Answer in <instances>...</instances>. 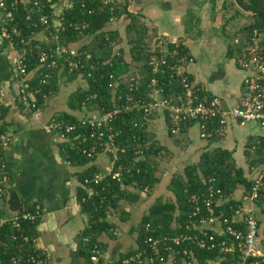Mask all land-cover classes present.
<instances>
[{
	"label": "built area",
	"instance_id": "built-area-1",
	"mask_svg": "<svg viewBox=\"0 0 264 264\" xmlns=\"http://www.w3.org/2000/svg\"><path fill=\"white\" fill-rule=\"evenodd\" d=\"M44 0H0V35L12 46L23 49L15 63V71L20 82L19 97L23 104L35 109V94L30 88V80L25 66L24 50L32 53V41L35 32L32 31L28 38L22 35V26L17 19L20 8L23 7L28 23L26 29L40 28L46 44L34 43L38 64L43 66L50 63L54 67L60 60L66 64L67 73L83 70L84 63L81 54L75 49L67 50L59 43V33L63 30L62 10L65 5L55 2L50 5L51 16L40 14L36 19L32 12H40L44 8ZM49 2L50 0H45ZM92 10L88 11L91 14ZM74 30L81 32L87 25L71 24ZM232 45L237 52L236 66L244 72L241 93L237 101L227 110L223 109L221 101L208 95L205 89L191 80L186 68L193 62L192 57L185 50V45L173 40H155L143 55L142 63L132 62L131 70L124 76L112 79L111 108H95L92 115L82 116L73 122L61 118L54 119L42 125V131L48 135H56L63 144L74 148L87 159L93 160L97 155L104 154L109 158L110 164L103 171H98L91 178H85L83 186L89 196L96 195L94 187L99 186L109 178L121 183L122 174L131 176V167L116 164L117 153H124L127 147L117 143L121 128H116L115 123H120V116L125 114H139L138 119L130 121V126L138 132L146 129L156 114H161L166 123L169 136L175 138L181 134L184 124L192 122L198 128L199 138L206 140L212 132L216 137L226 134L227 120L233 119L242 123H256L264 129V33L253 29L245 33L242 40L234 39ZM113 50L110 59L103 64H110V60L120 57L117 46L112 43ZM89 55L84 60L88 61ZM97 62L89 65V70H94ZM38 75L36 74L35 77ZM78 76L82 77L81 74ZM87 77L91 73L87 72ZM50 75L45 74L39 81L41 85L47 84ZM37 92V91H36ZM27 98L30 99L29 103ZM91 96L90 99H95ZM87 101L81 102L82 108L87 106ZM135 161L146 159L145 150L150 147L149 139L143 140L140 135L130 137ZM11 138L6 133L0 134V201L5 196L6 186L9 181V172L4 157ZM243 151L250 156L259 151L264 156V137H259ZM156 159L160 158L157 154ZM140 172V168L136 169ZM251 186L238 199L235 207L228 205L230 215L225 213L224 206L228 199L223 196L212 183L207 180L204 194L190 197L192 208L187 214L188 222L183 228L177 230L174 225L173 236L163 235L158 237L146 236L144 248L125 257L120 264H176L181 257L180 264H198L194 249L207 250L216 253V258L207 260L205 264H259L264 261V237L260 236L259 225L256 217L257 201L264 192V164L258 168H251ZM145 191V190H144ZM41 215L39 211L31 213L22 206L16 216L5 217L0 215V227L4 224L15 228V235L9 240L15 242L19 254L10 257L11 264H48V256L35 248V239L24 233L22 223H34ZM149 230V225L145 226ZM179 231V232H178ZM182 245H189L183 248ZM26 251H22L23 247ZM91 260L97 262L100 256L98 247L92 250Z\"/></svg>",
	"mask_w": 264,
	"mask_h": 264
},
{
	"label": "crops",
	"instance_id": "crops-1",
	"mask_svg": "<svg viewBox=\"0 0 264 264\" xmlns=\"http://www.w3.org/2000/svg\"><path fill=\"white\" fill-rule=\"evenodd\" d=\"M64 1L62 0L59 4L62 5ZM117 2L122 4L123 0H117ZM233 5L232 0H130L128 11L134 17L132 27H129L131 18L121 17L109 22L105 30L117 33L118 40H134L142 36L145 44L147 40L181 42L191 56L186 46V43H191L189 40H197L192 44L193 48L201 44L202 40L233 41L236 38L242 40L244 36L242 28L248 22L247 14L236 6L234 8ZM226 12L228 17H224ZM228 21L232 23L229 24ZM44 35L41 32L35 33L33 41L46 44L49 40H43ZM90 40L91 38L84 37L78 46L88 44ZM119 45L117 47L122 49L125 60H130L129 46L122 48ZM22 53L23 49L10 45L0 35V126H3V132L11 138L4 154L9 181L5 196L0 201V215L16 216L6 207L7 192H15L19 199V210L22 206L27 208L29 205H35V208L38 207L40 211L34 245L39 252L48 256V264H84V260L79 257L81 246L79 234L87 228L88 216L82 213L77 201L78 189L82 187L86 191L78 177L90 168H94L97 172L103 171L109 166L110 161L104 154H99L88 163L74 164L66 154L65 144H63L65 142L59 140L56 135H48L42 131L43 124L59 119L64 114L78 116L84 113L82 109L72 110L69 105L73 95L80 90H85L87 83L80 76L68 79V75L60 69L55 78L57 92H52L46 97L37 110H31L29 106L21 102L19 97L21 79L16 74L15 63ZM234 54L236 59L235 48L232 43H227L225 56L230 57ZM202 60L198 59V64L196 63L193 69L195 75L201 77L203 81L196 80L193 74L188 72L191 80L202 86L208 95L217 97L223 109H229L241 93L243 78L237 80L234 75L231 76L226 71L228 64L224 61L216 63L209 61L208 64H202ZM193 63L195 59L191 64ZM34 71H29L25 79L30 81L34 79ZM30 97L34 98L32 93ZM29 101L30 99L27 98L28 103ZM91 109H93L91 103H87L86 111ZM158 120L166 129L163 116L156 114L150 121L147 131L152 135L157 146L165 147V144H162L156 136L155 124L158 125ZM251 123H242L229 118L226 128L227 137L225 134L220 138L214 136V139L202 140L198 133V139L202 143L193 146H191V138L188 137L189 128L179 135L185 136L186 139L182 141L171 139L173 142H169L167 146L177 142L185 146L187 151L198 149L199 155L205 150L220 147L232 152L235 162V156L241 153L244 165L236 163V166L245 170L248 159H245L244 146L246 143H253L259 137H264V129L254 123L260 129V132H254ZM193 126L197 128L196 125L191 127ZM166 135L168 136L167 129ZM238 143L241 148L237 150ZM161 185L159 178V183L149 193L125 188L129 198L120 201L119 209L108 218L114 226L113 236L101 234L98 238L103 245L100 257L102 264H111L120 256L137 249L136 237L140 220L150 206L160 199L157 190L161 189ZM168 185L169 183L164 188L168 200L163 202L174 200ZM131 194L137 195L134 202L131 201ZM134 205L137 207L136 210H134L136 207L129 208ZM14 206L15 204L11 205L13 209H15ZM263 206L264 202L259 208L256 207L261 237H264ZM122 212L126 215L125 220L121 219ZM132 215L134 219H131Z\"/></svg>",
	"mask_w": 264,
	"mask_h": 264
},
{
	"label": "trees",
	"instance_id": "trees-1",
	"mask_svg": "<svg viewBox=\"0 0 264 264\" xmlns=\"http://www.w3.org/2000/svg\"><path fill=\"white\" fill-rule=\"evenodd\" d=\"M61 1L62 0H50L46 2L44 0V8L38 13L33 11L32 17L36 19L40 14H45L50 17L52 13L50 5L55 2L60 3ZM65 1L62 10L63 30H61L58 35V43L67 50L75 49L78 54H81L84 69L75 70L68 74L66 64L60 60L54 67L50 66L49 62L40 66L36 57L37 51L33 48L34 43H36L35 41L31 43L32 53L30 54L27 48L24 50V54L26 71L35 70V75H38L30 81V88L35 91V94H33L35 109L33 110H37L38 107L43 104L44 99L52 92H57L55 78L60 69L68 75V79L70 80L76 78L79 74L82 75L81 78L86 81L87 88L73 95L69 107L72 110L82 109L84 113L78 116L65 114L61 116V119L67 122H73L82 116L92 115L97 106L103 109L111 108L112 91L110 84L112 83V79H110L109 76L112 75L114 79L120 78V76L129 73L132 62L142 63L144 61L143 55L148 49V43H144L142 36L134 40H127L129 44L130 60L126 61L123 57L122 49L117 47L120 57L111 59L110 64H103L105 60L110 59V54L113 50L112 43L115 46L119 44L118 34L105 30L108 23L121 17H127L132 19L129 27L133 25L134 17L128 11L130 0H123L122 4L118 3L117 0ZM245 1L248 9V22L242 28L244 34L250 33L253 29H257L261 33H264V0ZM225 8L226 7H224V9ZM89 10H92L91 14H88ZM19 15L20 16L17 18L19 20L18 24L22 26V35L24 37L28 38L32 31L35 33L40 31V28H25L28 23V14L26 15L23 7L20 8ZM75 23H85L87 27L85 30L78 32L70 26ZM141 31L140 29V32ZM84 37H89L91 40L88 44L78 46V43H80ZM15 47L20 48V46ZM183 52H187L186 49L181 53ZM86 55L90 56L88 61L84 60ZM94 62H97L96 68L94 70H89V65ZM87 72L91 73V77H87ZM45 74L50 75L49 81L47 84L41 85L39 81ZM91 96H95L96 98L90 99ZM86 99H89L87 103L97 106L90 111H86L87 106L84 108L81 106V102L86 101ZM139 116V114L121 115L120 123H115V127L121 128L122 131L118 136L117 143L127 147L124 153H117L118 161L116 164H123L127 167H131V176L123 173L121 183L117 182L116 179L109 178L99 186L94 187L97 192L96 195L89 196L82 187L77 191V201L81 206V211L88 216V226L79 234V241L81 244L79 257L84 260V264H102V260L100 259L101 254L97 262L91 260L93 256L92 250L96 246L100 253L103 252V245L98 241L101 234L113 236L112 231L114 226L108 221V218L114 211L119 209L120 201L129 198V194L125 188H132L139 192L149 193L153 187L159 183V177L155 176V167L152 165L149 157H157V154H160V157H162L164 149L155 144L156 141L153 140L152 135L147 131L148 126L146 129L139 132L130 126V121L138 119ZM192 125V122L184 124L181 133L187 131ZM3 131V126L1 125L0 134L4 133ZM134 134H139L140 138L143 140L149 139L151 141L150 147L145 150L146 159L143 161H135L133 155L134 145L130 141V137ZM208 139H214V134H212V132L209 133ZM249 145L250 143H246L245 146L248 147ZM64 147L70 161L74 164L82 165L92 161L82 156L80 152L76 151L74 148L68 145ZM244 154L245 159H248L245 170L242 167L236 166L232 158V152L228 150L217 147L201 152L197 162L188 164L184 167L183 179L175 176L170 179L168 190L172 193L174 200L163 202L159 199L150 206L147 213L141 218L136 237L137 249L120 256L117 261L111 264H120L125 257L141 251L144 248V238L146 236H173L175 230L172 229V225H174L177 230L183 228L188 222L187 214L192 208L190 197L192 195L198 196L204 194L208 185V179L213 180L212 183L215 188L228 199V203L224 206V209L225 213L229 216L230 211L228 210V205L235 207L240 196L251 186L252 181L249 179L251 168H258V166L264 164V156L261 151L254 156H250V154L246 152H244ZM137 168H140V172L138 173L136 172ZM96 172L94 168H90L79 176L78 178L82 186L84 179L91 178ZM130 196L132 202L137 199V195L131 194ZM263 202L264 192L259 196L257 208H259ZM27 210L31 213L39 211L38 207L35 208V205L27 206ZM122 213L121 219L125 220L126 215H124V212ZM38 223L39 218H37L34 223H22L24 233L31 239L36 238V227ZM257 223L260 225L258 220ZM146 225H149L148 231L145 230ZM15 234V228L11 225L4 224L0 227V264H11L10 257L19 254V250L15 248V242L9 240V238ZM182 247L188 248L190 246L182 245ZM22 251H26L25 246L22 248ZM193 251L198 264H205L207 260L216 258V253L213 251L197 250L194 248ZM180 259L181 257L177 258L176 264H180ZM221 263L227 264L228 262ZM259 264H264V261H259Z\"/></svg>",
	"mask_w": 264,
	"mask_h": 264
},
{
	"label": "rangeland",
	"instance_id": "rangeland-1",
	"mask_svg": "<svg viewBox=\"0 0 264 264\" xmlns=\"http://www.w3.org/2000/svg\"><path fill=\"white\" fill-rule=\"evenodd\" d=\"M66 1L63 2V4ZM234 8L235 5H233ZM240 12V11H239ZM224 17L227 16V12L224 13ZM228 23H232V21H228ZM162 40H158L160 42ZM191 41L190 44L186 43V46L188 47L190 54L193 59H195V63L190 64L187 66L186 70L187 72L193 74L194 78L201 79V77H198L194 73V66L196 63L198 64V59H203L202 64L206 63L208 64L209 61L216 63L218 61H224V63L228 64L226 66V71L232 76L234 75L237 80H242L244 77V72L238 69L235 64H234V59H235V54L226 57L225 56V47L227 43H232V40H202V43L199 44L198 46L194 47L192 44L197 41V40H189ZM155 40H147V43L149 46L153 45ZM119 47L122 48H127L129 44L127 43V40H119ZM128 45V46H127ZM198 77V78H197ZM206 79V77H204ZM202 80V79H201ZM203 81V80H202ZM253 126V129L255 130L254 132H260V129L256 124L251 123ZM156 136L158 137L159 141L163 144H165V147H162L164 149V154L162 157L155 159V156H150L149 160L152 162V165L155 167V176L160 178V181L162 183L161 189L157 190V195L160 196V199L163 200H168L166 197V191H164L165 186L169 183L170 179L175 176L180 179L184 178V167L188 164L195 163L198 160L199 153L198 149L194 151H187L185 149V146H183L180 143H173L171 146H167L169 142L177 141H182L183 139H186L185 136H178V138H170L166 135V129H164L163 124L158 120V125H156ZM188 137L191 138V146L193 145H198L202 143L200 139H198V132L196 127H191L188 133ZM228 136V133L226 134V137ZM170 139V140H169ZM173 139V141L171 140ZM240 143H238L237 150L240 149ZM235 160L238 165H244V159L241 156V153H238V155L235 156ZM158 196V197H159ZM152 203H153V198H152ZM154 204V203H153ZM133 209L136 207L134 206H129V208ZM137 207L134 209L136 210ZM264 209V206H263ZM264 211V210H263ZM120 213V211H118ZM117 212V214H118ZM133 214V212H132ZM264 215V213H263ZM262 215V216H263ZM134 215L131 216V219H134ZM136 223V221H135ZM138 223V222H137Z\"/></svg>",
	"mask_w": 264,
	"mask_h": 264
},
{
	"label": "water",
	"instance_id": "water-1",
	"mask_svg": "<svg viewBox=\"0 0 264 264\" xmlns=\"http://www.w3.org/2000/svg\"><path fill=\"white\" fill-rule=\"evenodd\" d=\"M233 4L242 12L248 14L247 4L245 0H232ZM18 196L13 191L7 192V198H6V207H8V211H11L14 213L13 215H17L19 213L18 208ZM12 204H15V209L11 207Z\"/></svg>",
	"mask_w": 264,
	"mask_h": 264
}]
</instances>
